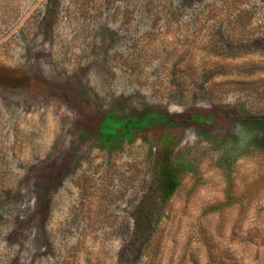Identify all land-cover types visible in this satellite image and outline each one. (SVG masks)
Here are the masks:
<instances>
[{"label": "rangeland", "instance_id": "374dc122", "mask_svg": "<svg viewBox=\"0 0 264 264\" xmlns=\"http://www.w3.org/2000/svg\"><path fill=\"white\" fill-rule=\"evenodd\" d=\"M250 117L264 0H0V264H264ZM166 132L184 177L161 207Z\"/></svg>", "mask_w": 264, "mask_h": 264}, {"label": "trees", "instance_id": "16d2710c", "mask_svg": "<svg viewBox=\"0 0 264 264\" xmlns=\"http://www.w3.org/2000/svg\"><path fill=\"white\" fill-rule=\"evenodd\" d=\"M244 122L260 132V137L254 140L252 145L257 149L264 150V117H250L245 119ZM176 142V136L166 132L160 136L154 148L152 160L153 180L150 190L155 198V203L161 207L169 204L184 177V170L174 158ZM147 217V214L143 213L142 208L139 207V216L136 221L137 233L146 232V222H150V218L148 219ZM158 221L159 218H157L156 224Z\"/></svg>", "mask_w": 264, "mask_h": 264}]
</instances>
